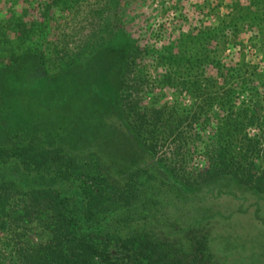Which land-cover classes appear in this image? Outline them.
I'll use <instances>...</instances> for the list:
<instances>
[{
	"label": "rangeland",
	"instance_id": "374dc122",
	"mask_svg": "<svg viewBox=\"0 0 264 264\" xmlns=\"http://www.w3.org/2000/svg\"><path fill=\"white\" fill-rule=\"evenodd\" d=\"M254 1L0 0L2 27L11 26V19L16 24L23 18L42 31L25 42L27 59L2 81L7 113L0 115V146L18 142L12 140L18 132L30 136L25 130H36L47 137L48 145L62 149L63 156L76 158L85 169L97 168L109 185L131 189L124 185L132 179L136 186L126 195L131 200L113 204L108 211L115 216L139 208L136 220L117 227L122 235L133 228L143 233L155 250L154 264L175 259L185 264H264V194L230 179L202 185L199 176L216 146L217 117L223 115L219 107L214 105L200 114L191 107L195 100L183 97L184 106L190 105L187 119L197 113L198 123L192 128L187 126L188 120L178 128L174 125L172 130L161 131L163 134L158 132L153 141L133 136L127 118L131 102H137L138 115L158 110L160 103L176 106L177 90H161L152 81L173 72L165 64L157 69L156 57L162 49L175 44L177 49L183 47L187 37L202 45L200 33L208 36L211 30L215 37L211 35L212 40L205 43L211 57L225 66L244 62L264 71V7L258 5L255 10L262 16L257 26L246 9ZM51 2L55 4L47 13ZM108 23L128 31L130 39L114 40L108 38V32L101 42L91 39L98 27L104 29ZM13 40L12 31L8 42L17 51ZM127 40L143 51L132 68L144 69L148 87L139 86L135 92L128 89L130 98L124 103L125 94L120 93V101L116 90L124 62L119 66L116 55L125 53ZM2 41L0 36V51ZM90 42L91 48H86ZM63 47L78 54L69 58L67 68L63 67L66 59L56 54ZM128 84L131 86L130 81ZM201 101L197 99V103ZM256 132L252 129L250 135ZM231 145H236L233 140ZM250 159L259 168L264 165L259 155ZM10 175L14 190L23 191L26 184L17 181L19 173L14 167ZM169 178H187L189 183H180L179 188ZM11 238L39 243L42 237L37 225L30 222L26 228L14 229ZM142 253L147 256L150 252L142 249ZM137 261L146 264L148 260L138 257Z\"/></svg>",
	"mask_w": 264,
	"mask_h": 264
},
{
	"label": "trees",
	"instance_id": "16d2710c",
	"mask_svg": "<svg viewBox=\"0 0 264 264\" xmlns=\"http://www.w3.org/2000/svg\"><path fill=\"white\" fill-rule=\"evenodd\" d=\"M52 4L55 3L51 2L46 7L47 13H50ZM250 4L246 7L250 12L249 20L256 21L258 26L262 16L255 10L258 5L264 7V0ZM12 20L7 28L2 27L0 21L3 40L0 51V115L7 113L2 101V81L9 73H15L27 59L28 44L25 42L42 32L36 30L32 21L27 24L19 18L14 24ZM113 22L111 18V25ZM111 25L108 23L104 29L98 27L91 39L101 42L106 32L108 38L110 36L114 40L130 39L128 31ZM12 31L17 51L8 42ZM208 33V36L200 33V39L204 36L205 40L201 41L202 45L192 40L195 38L187 37V45L178 49L176 44L165 46L156 57L157 69L165 64L164 67L173 72H165L159 81L152 82L161 90L167 87L176 89L177 103L176 106L160 103L158 110L141 115L136 114L137 102L128 103L130 116L127 118L134 129L132 135L153 141L158 132L163 134L161 131L172 130L174 125L178 128L187 120V126L192 128L199 118L194 113L187 119L186 109L190 105L184 106L182 100L187 95L195 100L196 104L191 107L200 114L216 105L223 115L217 117L216 146L208 155L204 171L199 172L204 180L202 185L230 179L254 193L264 194V165L259 168L250 159L259 155L264 163V71H260L258 65L244 62L225 66L217 57H211L205 43L212 40L210 36L215 37V34L211 30ZM126 44L125 53L120 51L116 55L120 60L119 66L124 62V71L120 75L118 72L116 80L120 101V93L125 94L124 103L125 98H130L128 89L135 92L139 86L148 87L144 69L132 68L143 51L129 45L128 40ZM86 48H91V42ZM56 54L66 59L64 68L70 66L69 58L78 55L67 52L65 47ZM123 54L124 57L120 56ZM261 62H264V50ZM178 73L181 75L177 76ZM199 98L202 100L200 104L197 103ZM123 107L126 105L123 104ZM252 129L257 132L250 135ZM28 131L30 136L16 133L12 140H19L11 147L0 146V264H140L138 257L148 260L146 264L156 263L157 259H152L155 250L143 233L133 228L130 233L122 235L117 227L125 221L136 220L139 208L115 216L108 211V208L112 210L113 204L131 200L132 197L126 199V195L136 186L133 180L124 185L132 190L113 187L97 168L85 169L76 158L63 156L62 149L48 145L46 136L36 130L31 132L26 129L25 133ZM232 140L236 145H231ZM11 167L19 173L17 181L26 184L23 191L14 190L15 183L9 179ZM32 179L39 184H30ZM169 179L179 188H182L180 183H189L187 178H180V181ZM30 222L40 229L42 238L39 243L14 241L11 238L14 229L22 228V225L26 228ZM142 249H148L149 255L144 256ZM165 262L185 264L179 259Z\"/></svg>",
	"mask_w": 264,
	"mask_h": 264
}]
</instances>
